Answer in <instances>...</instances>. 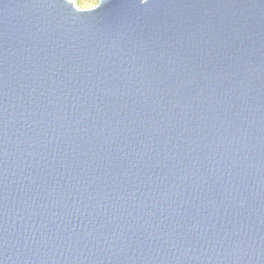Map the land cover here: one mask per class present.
<instances>
[{
    "label": "water",
    "instance_id": "obj_1",
    "mask_svg": "<svg viewBox=\"0 0 264 264\" xmlns=\"http://www.w3.org/2000/svg\"><path fill=\"white\" fill-rule=\"evenodd\" d=\"M0 264H264V0H0Z\"/></svg>",
    "mask_w": 264,
    "mask_h": 264
},
{
    "label": "rangeland",
    "instance_id": "obj_2",
    "mask_svg": "<svg viewBox=\"0 0 264 264\" xmlns=\"http://www.w3.org/2000/svg\"><path fill=\"white\" fill-rule=\"evenodd\" d=\"M75 8L80 11L91 10L98 4V0H70Z\"/></svg>",
    "mask_w": 264,
    "mask_h": 264
}]
</instances>
